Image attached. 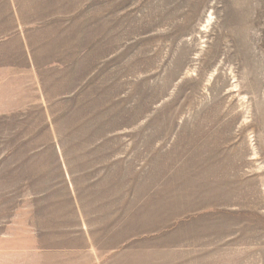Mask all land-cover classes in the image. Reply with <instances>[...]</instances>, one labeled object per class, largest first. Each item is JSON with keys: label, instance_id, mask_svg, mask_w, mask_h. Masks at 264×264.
<instances>
[{"label": "rangeland", "instance_id": "1", "mask_svg": "<svg viewBox=\"0 0 264 264\" xmlns=\"http://www.w3.org/2000/svg\"><path fill=\"white\" fill-rule=\"evenodd\" d=\"M0 264H264V0H0Z\"/></svg>", "mask_w": 264, "mask_h": 264}]
</instances>
